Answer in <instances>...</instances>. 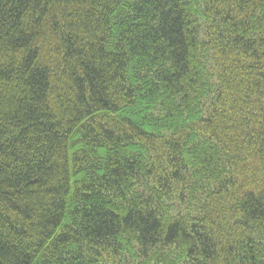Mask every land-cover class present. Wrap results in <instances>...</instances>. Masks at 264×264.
<instances>
[{
  "label": "trees",
  "instance_id": "16d2710c",
  "mask_svg": "<svg viewBox=\"0 0 264 264\" xmlns=\"http://www.w3.org/2000/svg\"><path fill=\"white\" fill-rule=\"evenodd\" d=\"M0 264H264V0H0Z\"/></svg>",
  "mask_w": 264,
  "mask_h": 264
}]
</instances>
